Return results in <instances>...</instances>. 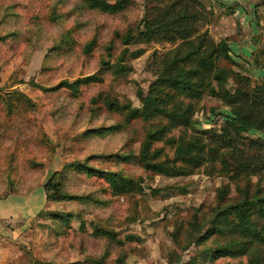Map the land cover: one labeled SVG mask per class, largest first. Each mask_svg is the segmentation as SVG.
<instances>
[{
    "label": "rangeland",
    "instance_id": "rangeland-1",
    "mask_svg": "<svg viewBox=\"0 0 264 264\" xmlns=\"http://www.w3.org/2000/svg\"><path fill=\"white\" fill-rule=\"evenodd\" d=\"M157 14H183L187 36L140 35L145 20L160 26ZM173 57L170 70L190 69L196 95L152 84ZM90 74L97 79L76 90L64 83ZM263 84L264 0H125L115 10L90 0H0V195L45 196L23 232L6 234L1 264H249V253L216 256L230 235L205 230L218 208L264 194V130L236 131L225 116L237 108L255 116L264 104L251 95ZM153 87L171 95L166 106L188 104L191 121L145 116L137 90ZM159 127L153 158L183 172L140 160L147 131ZM192 138L203 150L179 154L177 144L188 148ZM107 171L134 188L116 192ZM50 178L57 188L45 187Z\"/></svg>",
    "mask_w": 264,
    "mask_h": 264
},
{
    "label": "trees",
    "instance_id": "trees-1",
    "mask_svg": "<svg viewBox=\"0 0 264 264\" xmlns=\"http://www.w3.org/2000/svg\"><path fill=\"white\" fill-rule=\"evenodd\" d=\"M124 1L125 0H115V2L108 0H90L93 4L106 10L121 8ZM160 16L162 15L157 14L156 18L159 22V27L153 28L150 25V21L145 20V29L140 30L139 34L148 38L151 34L153 35V33L170 29L181 37L187 36L188 26H186L182 21L184 20L183 14H177L175 16L171 15L172 18L169 20H161L159 18ZM124 40H128L127 34L124 36ZM199 46L200 44L198 47ZM219 47L220 51L224 54H227L230 50L229 46L225 44V42H220ZM197 51L198 49L191 50V52ZM189 53L190 52H186L179 59L183 60L189 58ZM177 59L178 58L173 57L172 60L167 63L166 68L158 74L152 84H158L160 86L163 84L178 86L185 93L189 95H196L199 92V88L196 85V82L189 76L190 69H184L178 66L173 71L170 70L171 68L176 67L175 61ZM211 63L212 60L207 56H197V64L199 66L210 67ZM95 77L96 76L90 74L82 78H77L71 82L64 83H67V86L71 89L76 90L77 87L75 84L77 82L82 80L97 79ZM61 83H59V85H65ZM210 89L211 91L218 92L214 87H211ZM137 92L142 100V113L145 116L148 117L153 114H163L170 122L182 124H188L191 121L190 106L188 104L185 106H181L179 104L166 106L165 103L167 101L169 103L171 95L168 92L161 90V88L153 87L146 93L139 88ZM251 96L256 98V107H258L259 104H264V84L258 92L257 89H255ZM117 105L120 107L129 106L128 104ZM225 116L227 122L236 131L264 130V107L260 108L259 111L257 110L255 116H251L248 112H243L239 108L233 111V113H226ZM163 129V127H159L147 131L139 151L140 160L143 162L144 166L158 172L168 174L181 173L183 172L181 167L169 166L163 161L155 160L149 150L151 142L160 136ZM184 144H186L188 148L184 147L183 143L177 144L176 150L179 154H181V152L186 154V149L190 151L192 148H195L198 152L203 150V146H201L200 142L195 138L185 141ZM251 161L252 159L249 158L248 165ZM243 163H240V167L244 165ZM106 174L110 185L116 192L121 189L131 190L134 188V180L131 177L111 171H107ZM58 186V182L52 181V178L45 183L46 188H57ZM7 194L0 195V197H4ZM45 195L48 197V194ZM51 197L61 199L71 196H67L66 194H54ZM205 231L208 234L226 233L230 235L224 243L213 248L212 251L216 256H237L249 253L251 255L249 257V264H262L261 253L264 252V194L256 195L254 197H243L234 203H229L221 208H218L210 218L209 225ZM252 251L255 252L254 256L252 255Z\"/></svg>",
    "mask_w": 264,
    "mask_h": 264
},
{
    "label": "crops",
    "instance_id": "crops-1",
    "mask_svg": "<svg viewBox=\"0 0 264 264\" xmlns=\"http://www.w3.org/2000/svg\"><path fill=\"white\" fill-rule=\"evenodd\" d=\"M37 194L31 191L28 194L9 193L0 197V264L6 259L3 256V249L8 247L6 241L9 240L6 234L23 232L28 220L43 207L45 196L42 198ZM20 223L23 224L20 225Z\"/></svg>",
    "mask_w": 264,
    "mask_h": 264
}]
</instances>
